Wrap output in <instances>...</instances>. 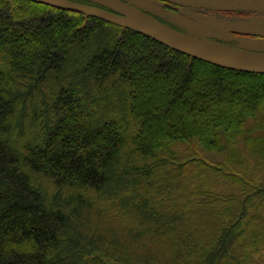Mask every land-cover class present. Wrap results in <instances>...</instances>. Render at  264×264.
Returning a JSON list of instances; mask_svg holds the SVG:
<instances>
[{"label": "trees", "instance_id": "16d2710c", "mask_svg": "<svg viewBox=\"0 0 264 264\" xmlns=\"http://www.w3.org/2000/svg\"><path fill=\"white\" fill-rule=\"evenodd\" d=\"M255 128L264 73L0 0V264H264Z\"/></svg>", "mask_w": 264, "mask_h": 264}, {"label": "flooded vegetation", "instance_id": "af4514ba", "mask_svg": "<svg viewBox=\"0 0 264 264\" xmlns=\"http://www.w3.org/2000/svg\"><path fill=\"white\" fill-rule=\"evenodd\" d=\"M67 1L123 15L118 10L95 0ZM121 1L183 32L198 34L196 31L199 27L205 28L204 35L207 38L218 39L233 46H239L242 39H264V0ZM49 6L68 10L58 6Z\"/></svg>", "mask_w": 264, "mask_h": 264}, {"label": "water", "instance_id": "95a60500", "mask_svg": "<svg viewBox=\"0 0 264 264\" xmlns=\"http://www.w3.org/2000/svg\"><path fill=\"white\" fill-rule=\"evenodd\" d=\"M48 5L82 12L113 22L148 35L159 42L187 53L195 58L230 69L264 73V43L258 39H242L255 49L243 48L209 39L204 34L205 28L199 27L198 34L183 32L170 27L156 18L130 6L121 0H95L118 10L123 15L115 14L97 7L72 3L67 0H35ZM200 34V35H199ZM256 43V44H255Z\"/></svg>", "mask_w": 264, "mask_h": 264}, {"label": "rangeland", "instance_id": "374dc122", "mask_svg": "<svg viewBox=\"0 0 264 264\" xmlns=\"http://www.w3.org/2000/svg\"><path fill=\"white\" fill-rule=\"evenodd\" d=\"M98 40H101L102 42L104 41V39H101V38H97ZM259 41H263L264 39H258ZM245 43V41H241L238 45L239 46H241V47H243V48H249V49H255V48H257V47H253V46H250V45H248V44H244ZM256 44V43H255ZM257 46H264V43H257ZM23 51L24 52H26L27 51V47L26 46H24L23 47ZM145 61H147L146 59H145ZM146 63V62H145ZM233 87L234 86H236V83H230ZM91 87H93L91 84L88 86V85H83L82 86V88H81V90L82 91H75L77 94H78V96L80 97V99L81 100H83V99H85V97H92L93 99H95V101L98 103L99 102V100H100V97H98V96H96V95H93L92 93H91ZM113 105V104H112ZM82 106V105H81ZM83 107V106H82ZM255 119L256 118H254L253 119V121H255ZM255 131H258V130H261V132H264V128H263V130L262 129H254ZM241 139H242V137H241ZM239 147H238V151H239V153H241V154H245L246 156H248V157H245L246 158V165L247 164H250V167L254 170L255 169V171L258 173V174H260V175H262V174H264V168L262 167L263 165H261V166H259V161H258V158H256V155L254 154V155H250L249 154V151H248V149L246 148V146L244 145V142H243V139L242 140H240L239 139ZM222 156L223 155H221V154H219V153H216V154H210V157L212 158V159H215V160H220L221 158H222ZM247 158H248V160H247ZM241 160H243V158L241 157ZM222 180V179H221ZM223 182H219V183H216V184H214V186H213V188L215 189V190H218V189H220V190H222L221 192H231V190H232V186L229 184V183H227L226 182V180H222Z\"/></svg>", "mask_w": 264, "mask_h": 264}]
</instances>
